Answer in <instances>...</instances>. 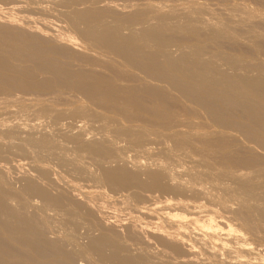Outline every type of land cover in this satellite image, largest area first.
Returning <instances> with one entry per match:
<instances>
[{
	"label": "bare ground",
	"instance_id": "1",
	"mask_svg": "<svg viewBox=\"0 0 264 264\" xmlns=\"http://www.w3.org/2000/svg\"><path fill=\"white\" fill-rule=\"evenodd\" d=\"M5 7L9 11L11 8L23 11L25 16L17 17L19 11L16 10L17 18L10 14L11 11L5 18L0 16V95H4L0 100L15 99L17 104L16 99L30 100L32 106H39L33 114L36 121L48 117L53 120L50 123L57 124L68 119L65 125L70 131L58 140L47 132L35 133L37 124L30 126L32 131H25L18 125H3L0 128V156L12 149L15 141L47 153L50 148H61L62 142H68L73 145L74 152L88 154L94 162L113 163L115 160L125 162L127 158L123 153L126 150L146 154L157 146L164 164L155 168L140 164L129 169L120 162L117 166L110 164L111 167L104 163L99 169L100 174L94 175L74 158H59L58 163L120 193L135 188L133 191L139 189L137 193L141 190V194L156 195L158 192L163 196L165 193L187 196L192 193L200 196L209 189H202L198 181H212L221 187L229 200L235 201L236 206L230 213L239 222L242 232L254 239L264 238V0H0V9ZM24 11L31 15L27 16ZM87 123L99 124L100 132L94 130L97 136L87 138L88 133L95 134L86 129ZM235 134L251 145L248 148L241 146ZM181 156L196 158L195 163L201 170L187 174L201 189L192 187L190 182L188 185L179 181L173 174L176 172L168 167L167 163H173ZM84 157L88 158L87 155ZM157 158L155 162L160 160ZM41 166H34L36 170L32 176L25 173L17 177L20 186L15 189L8 181L13 177L0 176V264H81L79 259L77 262L78 257L88 258L89 253L77 242L80 239L75 234L48 236L50 227L46 217L42 213L31 214L26 207H21V198L28 201L24 203L23 200L25 206L30 204L48 213L53 211L61 218L63 215V222L74 228L81 225L78 221L81 217L76 218L83 212L88 217L87 220L83 218L88 221L84 224L87 249L112 264H140L143 255L125 250L127 242L120 237L123 234L118 235V231L108 224L103 215L105 212L97 213L99 222H96L95 211L101 209H96L88 194H84L83 199L78 198L83 193L78 191L77 185L62 180L57 171ZM223 199L222 203L219 201L220 205L227 207L229 200ZM187 205L190 204L181 206L188 208ZM60 212L62 214H58ZM140 222L137 225L140 226ZM97 226L101 229L96 234L93 227ZM210 227L212 229L213 224ZM126 229L130 227L124 228L125 232ZM176 230L169 224L160 223L154 231L145 234L148 239L169 248L175 256L183 251L193 254L184 246V234ZM240 234L234 233L235 238L233 235L232 238L237 242L244 240ZM135 242V245L143 246V243ZM249 242L247 246L240 242L234 250L228 246L226 251L236 255L240 251L256 254L257 247ZM70 245L72 249L67 248ZM224 248L226 245L222 250ZM260 256L259 259L264 258V255ZM83 257L80 261L85 260ZM157 258L156 261L160 260ZM205 258L203 262H193L227 264L216 253ZM249 258L247 261L250 262ZM239 264L250 263L241 261Z\"/></svg>",
	"mask_w": 264,
	"mask_h": 264
},
{
	"label": "rangeland",
	"instance_id": "2",
	"mask_svg": "<svg viewBox=\"0 0 264 264\" xmlns=\"http://www.w3.org/2000/svg\"><path fill=\"white\" fill-rule=\"evenodd\" d=\"M8 8H10V6H8ZM7 8L5 7V9L4 8H2V9H0V16H2L3 15V18H5V16H9L10 14L12 15V14H14V10H16L17 12L19 11V10H17V9H10V11L7 9ZM3 10V11H2ZM4 10H6L5 12H4ZM15 11V12H16ZM9 12H10V14H9ZM16 12V13H17ZM21 12H22V14H21ZM24 12H26V11H24ZM27 13L28 12H26V15H27ZM8 14V15H7ZM17 17H20V16H25V13H23V11H19L17 14ZM16 15L14 14V15H12V16H15L16 17ZM18 15H20V16H18ZM31 14L30 13H28V15L27 16H30ZM16 17V18H17ZM15 18V19H16ZM56 23V22H55ZM1 97H3L4 95H0ZM0 97V98H1ZM9 99V98H8ZM8 99H4V100H0V105L1 104H3V105H1L0 107V128H2V126L4 125V126H7V125H18V126H20V127H22L23 129H25V131H32L30 128V126L32 125V124H37L36 125V129H37V131H36V129H34V132L35 133H37L38 132V134H41V133H46V134H49V135H53V136H56V138H58V140H61V135H63L65 132H68V131H70L69 129H68V127H66V125H65V122H67L68 121V119H66V120H63V121H61V122H58L57 124L56 123H54L53 124V122L52 123H50L51 121H53V120H51V118H48V117H41V118H39V120L40 121H36L37 120V117H36V120H35V116L33 115L34 114V111H35V109L36 108H38L39 106H32L33 105V103L30 101V100H27V99H22V98H20L21 100H19V99H16V100H18V104H17V102L16 101H14L15 99H13V100H8ZM23 100H25V101H30L31 103H28V102H25V101H23ZM2 101V102H1ZM3 101H5V102H3ZM8 103L9 104H11L10 106L8 105ZM15 104V105H14ZM21 104V105H20ZM30 105V106H29ZM14 106V107H13ZM31 106H32V108H31ZM6 107V108H5ZM13 107V108H12ZM35 107V108H34ZM10 108V109H9ZM3 109V110H2ZM32 109V110H31ZM10 110V111H9ZM26 110V111H25ZM29 111H30V113H29ZM22 112V113H21ZM24 112H25V114H24ZM32 112V113H31ZM3 114V115H2ZM29 116H28V115ZM32 114V115H31ZM26 115V116H25ZM3 116V117H2ZM26 118V119H23V118ZM5 118V119H4ZM6 118H7V120H6ZM18 118V119H17ZM29 118V119H28ZM9 119V120H8ZM46 119H48V120H46ZM4 121V122H3ZM29 121V122H28ZM32 121V122H31ZM36 121V122H35ZM44 121V122H43ZM50 121V122H49ZM63 122V123H62ZM6 123V124H5ZM84 123H86V122H84ZM41 124L43 125V126H45L44 127V129L46 130H44L43 129V126H41ZM53 124V125H52ZM63 124V125H62ZM78 124H80V123H78ZM83 124V123H82ZM89 124V125H88ZM97 124V123H96ZM58 127H57V126ZM91 125V126H90ZM92 125H93V127H92ZM95 123H92V124H90V123H87L86 124V129H90V131L91 132H93L94 130L96 131V132H100V127H99V124H97V126L95 125ZM62 127V128H61ZM54 128V129H53ZM95 128V129H94ZM62 129V130H61ZM55 130V131H54ZM65 130V131H64ZM41 131V133H39ZM52 132V133H50V132ZM56 131H58V132H56ZM63 133H62V132ZM73 131H75V128H73ZM89 131V130H88ZM89 131V132H90ZM94 131V132H95ZM60 132V133H59ZM95 132V134L94 133H88L86 136H88L87 138H90V136H97V134L98 133H96ZM57 133V134H56ZM59 134V135H58ZM236 136V138H237V141H238V143L241 145V146H243V147H246V148H248L249 146L248 145H251L250 143H247L242 137H240L238 134H235ZM60 137V138H59ZM242 141H241V140ZM21 142V143H20ZM64 143V144H63ZM67 143V144H66ZM245 143V144H244ZM66 144V145H65ZM20 145V146H19ZM26 144H24V142H22V141H15V145L12 147V149H8V151L6 152V153H8V154H6V153H3L2 155H5V156H0V176H2L3 178H5V176H6V178L5 179H8V177L11 179L12 177V179L11 180H8V181H10V182H12V184L11 183H9L10 185H13V188L15 189V188H17V187H19L20 185V183L18 182V181H20V180H17L18 178L17 177H19L20 175H24L25 173L27 174V175H29L30 173V175L32 176V174L34 175L35 174V170H36V168H34V166L35 167H37V165L38 166H43V167H46V168H50V169H52V170H54L56 173H57V175L60 177V178H62V180H65V181H67V182H73L75 185H77V187L78 188H80V189H78V191H80V192H82L83 194L82 195H78V198H81V199H83L84 198V194H88V198L89 199H91L92 201H93V203H94V205H95V207H96V209L97 208H100L101 210H96L95 211V216H97V217H95V218H97V220H96V222H99V213L100 214H103L104 212H105V214H103L105 217H107L106 218V220H107V222H108V224H110V225H112L113 227H114V229H116L115 230V232H117V234L118 235H120L121 233L123 234V235H120V237L122 238V239H124L123 241H126L127 242V246L126 247H124L125 248V250L127 251V252H129V253H131V254H133L134 253V255H143V260H141L140 261V264H147V262L148 263H150V264H162L163 262L165 263V261H166V263L168 264H190V263H192V264H195L194 262H200V260H202V262H203V260L205 259L206 260V258L205 257H208V256H211V254L213 253H216L217 254V257H220L219 259L220 260H222L223 262H225V263H227V264H239V262H248V263H250V264H261L262 262V264H264V258L262 257V259H259L258 258V256H262V255H264V238L263 239H254L253 237H251V235H249L247 232H245V231H243L242 232V227L240 226V224H238L239 222L237 221V220H235V219H233L234 218V216H232L233 214H231L232 213V209L231 208H233L234 206H236V204H235V201L234 200H232V199H230V200H232L233 202H231L230 200H229V198H228V196L224 193V191L221 189V187L220 186H218V185H215V183L214 182H210V181H207V183L205 182V181H198V184L200 185V187L202 186L203 188L202 189H204V190H207V188L209 189L208 190V192L207 191H205L204 192V190H202L204 193L201 195L200 194V196H199V194H192V193H187V196L185 195V194H182V195H174V194H170V193H165V196H163L161 193H156V195H155V193L153 194V193H151V194H148V192H143L142 194H141V190L137 193V190H139V189H136V193L138 194H134L135 192L133 191V190H135V188L133 189V188H131V191H130V189L129 190H127V192L126 191H121L122 193H120V191H113V190H110L109 188H106V186H104L103 187V185L101 184V183H95V181L96 180H94L92 177H89L88 175H84V174H81V175H78V174H76V173H73L71 170H70V168H68V167H66V169H65V167H62V166H60L59 165V163H58V159L59 158H62V159H75V160H77V162L78 163H80L86 170H88V171H90L92 174H94V175H99L100 174V171L101 170H99V169H101V167H103L104 166V163L106 164H108L109 163V167H111V166H117V164H119V162H120V164L122 165H124V166H126L127 165V168H129V169H132L134 166H136V165H142V166H144L145 165V167L147 166V167H151V168H155V167H157V165H161V164H164V162H161L163 159L162 158H160L159 156V154H158V150L160 149L159 147H157V146H153V148H154V150H153V148H152V150H150L149 152H146V154H145V152H141L140 154H138V152H136V151H132V150H126L124 153H123V157H124V154L126 155L124 158H127V159H125V162L124 161H117V160H115V161H113V163L111 162H98V161H95L94 162V159H91V158H89L90 156L88 155V154H79V153H77V152H74L75 151V149L72 147L73 145L71 144V143H68V142H62V147L60 148V147H53V149L52 148H50L49 149V152L50 153H47L45 150H42V149H40V148H33V147H27V145L25 146ZM246 145V146H245ZM21 149V150H20ZM73 149V150H72ZM10 150V151H9ZM13 151H15L14 153H13ZM155 151V152H154ZM12 152V153H11ZM18 152V153H17ZM42 152H43V154H42ZM10 153V154H9ZM41 153V154H40ZM74 153V154H73ZM137 153V154H136ZM15 154H17V155H15ZM28 154V155H27ZM31 154V155H30ZM57 154V155H56ZM78 154V155H77ZM33 155V156H32ZM67 155V156H66ZM87 155V157L89 158V160H87L86 159V157H84V156H86ZM139 155V156H138ZM153 157H152V156ZM79 157V159H78V157ZM148 156H149V158H148ZM154 156H155V158H157L156 160H158V159H160L159 161H157V162H155V158H154ZM23 157V158H22ZM33 157V158H32ZM6 158H7V160H6ZM36 158V159H35ZM132 158H133V160H132ZM137 158H138V160H137ZM141 158V159H140ZM145 158V159H144ZM147 158V159H146ZM154 158V159H153ZM6 161V163H5V161ZM31 159V160H30ZM37 159H39V160H37ZM148 159H151V160H148ZM187 159H190V160H187ZM187 159H186V156H181V158H179L177 161H175L177 164H175V162H171V163H167V165H168V167L170 168V169H172V171L173 172H176V173H173L177 178H178V180L179 181H181V182H183V183H185V184H188L189 185V182H190V184L192 185V187H195L196 189H198L199 188V186L197 185V181H195L193 178H192V176L190 175L189 176V174L190 173H195V171H197V170H201V168L195 163V159L196 158H188L187 157ZM28 160V161H27ZM140 160V161H139ZM148 160V161H147ZM153 160V161H152ZM180 160L182 161V162H180ZM183 160H184V162H183ZM8 161V162H7ZM10 161V162H9ZM34 163H33V162ZM38 161V162H37ZM136 161H137V163H136ZM139 161V162H138ZM32 162V163H31ZM41 162V163H40ZM91 162V163H90ZM96 162H98V163H96ZM121 162H123V163H121ZM142 162V163H141ZM147 162V163H146ZM159 162V163H158ZM47 165H46V164ZM55 163V164H54ZM116 163V164H115ZM161 163V164H160ZM166 163V162H165ZM193 165H191V164ZM5 164V165H4ZM35 164V165H34ZM89 164V165H88ZM106 164V165H107ZM110 164H111V166H110ZM135 164V165H134ZM155 164H156V166H155ZM171 164H172V166H171ZM175 164V165H174ZM183 164H185V165H183ZM187 164V165H186ZM12 165V166H11ZM98 165H99V167H98ZM140 165V166H141ZM151 165V166H150ZM153 165V166H152ZM177 165V166H176ZM178 165H180V167L178 166ZM183 165V166H182ZM8 166V167H7ZM20 166V167H19ZM41 166V167H42ZM53 166V167H52ZM59 166V167H58ZM87 166H88V168H87ZM90 166H91V168H90ZM133 166V167H132ZM175 166V167H174ZM182 166V167H181ZM188 166V167H187ZM198 166V167H197ZM6 167H7V169H6ZM176 167H178V168H176ZM185 167H187L186 168V170L184 169ZM192 167V168H191ZM196 167V168H195ZM174 168H176L175 170H174ZM188 168L191 170H188ZM9 169H11V170H9ZM34 169V170H33ZM63 169V170H62ZM99 171H98V170ZM193 169H194V171H193ZM2 170V171H1ZM19 170V171H18ZM28 172H27V171ZM62 170V171H61ZM67 170V171H66ZM177 170V171H176ZM184 170H185V172H184ZM8 171V172H7ZM64 171V172H63ZM171 171V170H170ZM171 171V172H172ZM182 171V172H181ZM9 172H11L10 174H11V176H10V174L8 175V173ZM18 172V173H17ZM71 172V173H70ZM20 173V174H19ZM23 173V174H22ZM62 173V174H61ZM180 173V174H179ZM187 173H189V174H187ZM6 174V175H5ZM73 174V175H72ZM186 174V175H185ZM53 175V174H52ZM62 175V176H61ZM65 175V176H64ZM84 175V176H83ZM178 175V176H177ZM185 175V176H184ZM16 176V177H15ZM54 176V175H53ZM85 176H87V177H85ZM190 178H189V177ZM21 177V176H20ZM183 177H186V178H184L183 179ZM67 178V179H66ZM182 178V179H181ZM84 179V180H83ZM90 179H91V181H90ZM188 179V180H187ZM190 179H191V181H190ZM17 180V181H16ZM83 180V181H82ZM93 180V181H92ZM75 181V182H74ZM82 181V182H81ZM86 181V182H85ZM187 181H188V183H187ZM192 181H194V182H192ZM18 182V183H17ZM87 182H90V184H88ZM97 182V181H96ZM209 182V183H208ZM61 184H63L64 185V183L63 182H60ZM92 183V184H91ZM88 184V185H87ZM94 184V185H93ZM190 185V186H191ZM82 187V189H81V187ZM85 186V187H84ZM89 186V187H88ZM209 186V187H208ZM90 187H91V189H90ZM204 187H206V188H204ZM96 188V189H95ZM98 188V189H97ZM85 189V190H84ZM105 189V190H104ZM106 189H108V191H109V193H107L108 191H106ZM199 189H201V188H199ZM218 189H220V190H218ZM82 190V191H81ZM105 192H104V191ZM217 190V191H216ZM110 191H111V193H110ZM213 191V192H212ZM222 191V192H221ZM115 192V194H113V193ZM118 192V193H117ZM209 193V192H212L211 194L209 193V194H207V193ZM220 194H219V193ZM102 193L104 194L103 196H105V197H103V196H101L102 195ZM127 195H126V194ZM145 193H147L148 194V197L150 198V200H148L149 198L148 197H146L147 195L145 194ZM97 196H96V195ZM129 194H131L130 196H129ZM159 194V195H158ZM166 194H169V195H166ZM205 194L206 195H209V196H211V197H209V196H205ZM219 194V195H218ZM94 197H93V196ZM135 195H137V196H135ZM142 195V196H141ZM144 195H146V196H144ZM213 195V196H212ZM218 195V196H217ZM221 195H222V197H221ZM91 196V197H90ZM108 198H107V197ZM150 196H152V197H150ZM176 197L175 199H174V197ZM184 196H186L187 198H189L188 200H186L187 198L186 197H184ZM195 196V198L196 197H198L199 196V198L198 199H195V198H193V200L191 201L190 199H192V197H194ZM202 196H204V197H202ZM219 196H220V199L218 200V198H219ZM98 198V199H96V198ZM102 197V198H101ZM132 197V198H131ZM136 197H137V199H138V197H139V199H138V201H137V199H136ZM140 197H143V199L144 200H142V198H140ZM173 197V198H172ZM200 197H202L201 199H200ZM206 197V198H205ZM214 197V198H213ZM147 198V199H146ZM152 198V199H151ZM168 198V199H167ZM172 198V199H171ZM182 198V199H181ZM184 198H186V199H184ZM223 198H226V199H228L229 201H228V203H227V207H225L224 205H220L221 203H222V200H225V199H223ZM100 199V200H99ZM180 199V200H179ZM23 200L25 201L24 203H26V202H28V201H26L24 198H21L20 200H19V205L22 207V205H23V207H26L27 208V211H29L31 214H35V213H42L41 215L43 216V217H46V222H47V224L49 225V227H50V233H46L48 236H51V237H53V236H58V235H60V236H63V235H65L67 232H68V234H70V233H72V234H75V236L77 237V239H80V240H77V242L80 244V245H82L84 248H86L85 250L87 251V253H89L88 254V258H85V257H83V256H81V258L83 257L84 259H82V260H84V261H80L81 260V258L80 257H78L77 258V262H78V259H79V262H81V264L83 263V264H93V262H94V264H100L101 262V264H112V263H110V262H108V261H106L103 257H100V255L97 253V252H95V251H93V250H91V249H87L88 248V244H86L87 242H88V239L87 238H85L86 237V235H85V233H86V225H84V224H86L85 222H88V221H83V218L85 219V220H87V216L86 215H84V213L82 212H80L79 214H78V217L76 218V220L78 219V218H80L78 221L80 222V224L82 225H79V226H76V228H74V227H72L68 222H63V215H62V218H61V216L60 217H57V215H55V212H53V211H50L49 213L48 212H45V211H42V210H39L38 208H36V207H32V205H30V204H27V206H25L26 204H24L23 203ZM100 202H99V201ZM104 200H106V201H104ZM140 200V201H139ZM179 200V201H178ZM182 200H184V201H182ZM187 201V203H186V201ZM196 202H195V201ZM198 200V201H197ZM221 200V201H220ZM21 201V202H20ZM95 201H97V202H95ZM134 201V202H133ZM148 201V202H147ZM178 201V202H177ZM182 201V202H181ZM194 201V202H193ZM221 203H220V202ZM102 202V203H101ZM141 202V203H140ZM146 202V203H145ZM180 202V203H179ZM96 203V204H95ZM98 203V204H97ZM145 203V204H144ZM178 203V205H176ZM183 203H185V204H183ZM101 204V205H100ZM147 204H148V206H147ZM186 205V204H190L189 206L187 205V207L189 208H186V207H183V206H181V205ZM18 205V206H19ZM29 205V206H28ZM34 205V204H33ZM144 205H146V206H144ZM151 205V206H150ZM98 206V207H97ZM106 206V207H105ZM179 206V207H178ZM223 206V207H222ZM232 206V207H231ZM142 209H140V208ZM144 207H146V209L144 208ZM149 207V208H148ZM182 207H183V209H182ZM225 207V208H224ZM34 208H36V209H34ZM104 208V209H103ZM155 208L156 209H158V210H156L155 211ZM235 208V207H234ZM22 209V208H21ZM24 209V208H23ZM141 210V211H137V210ZM144 209V210H143ZM185 209V210H184ZM187 209V210H186ZM230 209V210H229ZM33 210V211H32ZM189 210V211H188ZM229 210V211H228ZM103 211V212H102ZM144 211V212H143ZM107 212V213H106ZM139 212H142V214H144V215H140L139 214ZM146 212V213H145ZM231 212V213H230ZM98 213V214H97ZM115 213V214H114ZM149 213V214H148ZM155 213V214H154ZM58 214H62V212H60V213H58ZM97 214V215H96ZM128 214H130V215H128ZM137 216H136V215ZM146 214V215H145ZM231 214V215H230ZM79 215H81V216H79ZM125 215H126V217H125ZM138 215H140V217L138 216ZM148 215H150V216H148ZM59 216V215H58ZM72 216H74V215H72ZM76 216V215H75ZM142 216H143V218H142ZM145 216H148L147 218L145 217ZM161 216H162V218H161ZM228 216H230V217H228ZM67 218H68V216H66ZM136 218V219H135ZM146 218V219H145ZM150 218V219H149ZM50 219V220H49ZM130 219V220H129ZM224 219H226V220H224ZM230 219V220H229ZM84 222H82V221ZM127 220H129V222L130 221H132V222H134V223H129ZM150 220V222L148 223L147 221H149ZM165 220V221H164ZM232 220H235V222L234 221H232ZM121 221H122V223H121ZM128 223H127V222ZM141 221V222H140ZM144 221V222H143ZM147 223H146V222ZM212 221V222H211ZM237 221V222H236ZM55 222V223H54ZM139 222H140V226L139 225H137V224H139ZM168 222V223H167ZM211 222V223H210ZM223 222H225V223H223ZM56 223H57V225H56ZM116 223V224H115ZM118 223V224H117ZM144 225H142V224ZM158 225H157V224ZM160 223H166V224H169V225H171L172 227H173V229L175 230V229H177L176 231H179V232H182L184 235H183V238H184V242H185V247H186V249H190L191 250V252L193 253V254H188L186 251H185V254L182 252V253H180L179 255L181 256L182 254H184L183 256H181V257H179V255H177L176 254V256L175 255H173V252H171V250L169 249V248H165V247H163V246H161L159 243L157 244L156 242H154V241H152L151 239H148L149 237L146 235L147 234V232L148 231H150V230H152L153 229V231L155 230V228L157 227V226H159L160 225ZM59 224V225H58ZM64 224V225H63ZM65 224H67V225H65ZM123 224H124V226H123ZM126 224V225H125ZM128 224V225H127ZM131 224V225H130ZM134 224V225H133ZM148 224V225H147ZM211 224H213V227H212V229H210L211 227ZM218 224V225H217ZM226 224V225H225ZM61 225V226H60ZM115 225V226H114ZM130 225V226H129ZM133 225V226H132ZM157 225V226H156ZM51 226H54V227H51ZM119 226V227H118ZM136 226V227H135ZM145 226L147 227V228H145ZM215 226V227H214ZM238 226H240V227H238ZM126 228V227H130V229H126V231L127 232H125V230H124V228ZM131 227H132V230H131ZM133 227H135V229L133 228ZM140 227V229H138V228ZM142 227V228H141ZM155 227V228H154ZM54 228V229H53ZM56 228V229H55ZM98 228V229H97ZM144 228V229H143ZM150 228H152V229H150ZM209 228V229H208ZM63 229V230H62ZM101 229V227L100 226H97V227H93V232H95L96 234L99 232V230ZM119 229V230H118ZM137 229V230H136ZM147 229V230H146ZM149 229V230H148ZM70 230V231H69ZM72 230V231H71ZM123 230H124V232H123ZM130 230V231H129ZM138 231L139 232V235H138V233L136 232V231ZM141 230V231H140ZM143 230H144V232H143ZM244 230V229H243ZM48 231V232H49ZM62 231V233H60ZM73 231H75V232H73ZM77 231V232H76ZM120 231V232H119ZM133 233H135V234H133ZM214 231V232H213ZM216 231V232H215ZM64 232V233H63ZM70 232V233H69ZM142 232V233H141ZM212 232V233H211ZM218 232V233H217ZM231 232V233H230ZM84 233V234H83ZM120 233V234H119ZM128 233H130V236H131V234H133L131 237L130 236H128L127 234ZM146 233V234H145ZM214 233H215V236H217L218 237V239L214 236ZM227 233V234H226ZM234 233L235 234H240V236H242V239H244V240H238V242H237V239L236 240H234L233 238H235V235H234ZM83 234V235H82ZM124 234H126V235H124ZM145 234L146 236H143V235ZM231 234V235H230ZM247 235L248 237H246L245 235ZM141 235V236H140ZM234 237H233V236ZM134 236V238H132ZM136 236H140V237H137L136 238ZM142 236H143V238H142ZM229 236V237H228ZM263 236H264V234H263ZM145 237H147V239L145 238ZM186 237V238H185ZM233 237V238H232ZM244 237H246V239L244 238ZM252 239H251V238ZM132 239V242H131V240H129V239ZM136 238V239H135ZM139 238H141V239H139ZM248 238V239H247ZM83 239V240H82ZM133 239H135V240H138L137 242L139 243H143V246L142 245H139V244H137V242H135V240H133ZM144 239V240H143ZM222 241H221V240ZM224 239H226V240H224ZM230 241H229V240ZM232 239L234 240V241H236V243H238V244H236L235 242H233L232 241ZM254 239V240H253ZM127 240H129V242L127 241ZM140 240H142V241H140ZM248 240H251V242H249ZM87 241V242H86ZM146 241H148V242H146ZM200 241V242H199ZM224 241V242H223ZM227 241V242H226ZM243 241V242H242ZM249 242V244L251 245V246H255V247H257V252L255 251V253L256 254H254V253H252V254H246L245 252H242V251H240L241 253H242V255H241V253L239 254L238 252H237V255L236 254H233L232 252V254L231 253H228L227 251H226V249L228 248V246L229 247H231L233 250H234V248H236V247H239L238 245L240 244V242H241V244L240 245H244V246H247V244H248V242ZM85 242V243H84ZM134 242L138 245H135L134 244ZM150 242V243H149ZM152 242V243H151ZM220 242H222L221 243V245L222 246H225L226 245V248H224L223 250H222V246L220 245ZM134 245H132V244ZM145 243H149L148 245H147V248L145 247ZM154 243V244H153ZM225 243V244H224ZM252 243H254L253 245H252ZM258 244V245H257ZM86 245V246H85ZM160 247H159V246ZM242 245V246H243ZM261 245V246H260ZM149 246V247H148ZM188 246V247H187ZM190 246V247H189ZM219 246H221V247H219ZM253 246V247H254ZM130 247V248H129ZM135 248V250L133 249V248ZM138 247V249H136ZM143 247H145L144 249H143ZM151 247V248H150ZM218 247V248H217ZM67 248H71L72 249V246L70 245V247L68 246ZM221 248V249H220ZM74 249V248H73ZM129 249V250H128ZM130 249H131V252H130ZM133 249V250H132ZM140 249V250H139ZM149 249V251H150V253H149V251H147ZM167 249H169V250H167ZM214 249V250H213ZM166 250V251H165ZM212 250V251H211ZM225 250V251H224ZM142 251V252H141ZM143 251L144 252H146V253H143ZM197 251V252H196ZM209 251V252H208ZM218 251H220V252H218ZM224 251V252H223ZM260 251V252H259ZM169 252V253H168ZM226 252V253H225ZM91 253V254H90ZM96 253V254H95ZM171 253V254H170ZM208 253V254H207ZM210 253V254H209ZM224 253H225V255H224ZM244 253V254H243ZM260 253V254H259ZM144 254H146V255H144ZM175 254V253H174ZM207 254V255H206ZM218 254H220V255H218ZM230 254V255H229ZM259 254V255H258ZM98 255V256H97ZM141 255V256H142ZM148 255V256H147ZM153 255V256H152ZM156 255V256H155ZM189 257H188V256ZM194 255V256H193ZM225 257H224V256ZM229 255V256H228ZM231 255H233V257L231 256ZM234 255H236V257L234 256ZM239 255V256H238ZM243 255L244 256H248V255H250V257L252 256L255 260H259V261H261V263L259 262V261H254V259L252 258V259H250L249 257V259H250V262H249V260L247 261V259L248 258H246V257H244V258H242L243 257ZM145 256H146V258H145ZM154 257V258H152V257ZM172 256H175V257H172ZM193 256V257H192ZM216 256V255H215ZM232 258H231V257ZM255 256V257H254ZM261 256H260V258H261ZM93 257H94V259H93ZM150 257V258H149ZM158 257V258H157ZM176 257H178L177 259H176ZM197 257V258H196ZM227 257H228V259H227ZM237 258L236 260L238 261H235V258ZM240 257V258H239ZM257 257V258H256ZM99 258V259H98ZM105 260H103V259ZM155 258H157V260L158 259H160V260H158V261H156V259ZM174 258H175V260H174ZM189 258V259H188ZM190 258L192 259L191 261H190ZM222 258V259H221ZM234 259V260H231V259ZM151 259V260H150ZM161 259L163 260L162 262H161ZM188 259V260H187ZM226 259V261H224ZM240 259H241V261H240ZM89 260H91V261H89ZM97 260H101L100 262L99 261H97ZM145 260L147 261V260H149V261H147V262H145ZM153 260V261H152ZM179 260H181V261H179ZM183 260V261H182ZM187 261V263H186V261ZM193 260H194V262H193ZM197 260V261H196ZM204 260V261H205ZM230 260V261H229ZM252 260V261H251ZM263 260V261H262ZM87 262V263H84V262ZM160 261V262H159ZM168 261V262H167ZM232 261V262H231ZM104 262V263H103ZM152 262V263H151ZM174 262V263H173ZM182 262H185V263H182ZM231 262V263H230ZM234 262V263H233ZM237 262V263H236ZM253 262V263H252ZM259 262V263H258ZM163 263V264H164ZM165 263V264H166ZM139 264V263H138ZM196 264H198V263H196Z\"/></svg>",
	"mask_w": 264,
	"mask_h": 264
}]
</instances>
